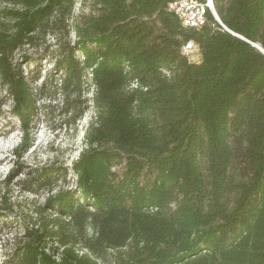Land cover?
<instances>
[{
    "label": "trees",
    "instance_id": "1",
    "mask_svg": "<svg viewBox=\"0 0 264 264\" xmlns=\"http://www.w3.org/2000/svg\"><path fill=\"white\" fill-rule=\"evenodd\" d=\"M6 1L21 9L2 12L0 89L22 128L43 87L12 55L47 34L58 77L43 93L53 85L72 117L92 112L72 187L53 165L21 181L50 194L9 264H264V0H212L220 23L207 11L197 29L171 0ZM82 1L90 11L73 15Z\"/></svg>",
    "mask_w": 264,
    "mask_h": 264
},
{
    "label": "rangeland",
    "instance_id": "2",
    "mask_svg": "<svg viewBox=\"0 0 264 264\" xmlns=\"http://www.w3.org/2000/svg\"><path fill=\"white\" fill-rule=\"evenodd\" d=\"M5 9H21V5L0 0V33H9L12 29V19L2 14ZM89 11V2L82 1L76 4L73 15ZM68 37L73 39L72 32ZM54 47L55 38L47 34L39 45H23L12 55L23 73L27 77L33 76L31 85L36 94L38 88L43 87L36 96L39 112L28 130L22 128L13 114L11 99L0 89V264H9L14 244L22 232L20 222L35 216L50 194L46 190L36 194L27 192L21 181L31 177L35 168L53 165L68 169L65 178L57 181V186L72 187L74 176L70 173V162L85 145L84 131L91 109L75 118L62 109V96L53 85L50 92L43 93L58 77V73L52 71L51 51ZM193 54L188 56L191 61L194 60Z\"/></svg>",
    "mask_w": 264,
    "mask_h": 264
},
{
    "label": "built area",
    "instance_id": "3",
    "mask_svg": "<svg viewBox=\"0 0 264 264\" xmlns=\"http://www.w3.org/2000/svg\"><path fill=\"white\" fill-rule=\"evenodd\" d=\"M167 11L177 17L180 25L184 28H200L207 21V11L215 16L212 0L200 2L197 0H171L167 3ZM194 43L186 42L182 51L187 56L194 52Z\"/></svg>",
    "mask_w": 264,
    "mask_h": 264
},
{
    "label": "water",
    "instance_id": "4",
    "mask_svg": "<svg viewBox=\"0 0 264 264\" xmlns=\"http://www.w3.org/2000/svg\"><path fill=\"white\" fill-rule=\"evenodd\" d=\"M212 6H213V3H212ZM213 8H214V6H213ZM214 11H215V10H214ZM215 18H216V20L220 23L219 17L217 16L216 12H215ZM233 34H234V33H233ZM234 35H236V36L242 38L241 36H239V35H237V34H234ZM252 45L255 46L257 49H259L260 51L263 52V49H262V47H261V45H260L259 43H253ZM263 53H264V52H263Z\"/></svg>",
    "mask_w": 264,
    "mask_h": 264
},
{
    "label": "crops",
    "instance_id": "5",
    "mask_svg": "<svg viewBox=\"0 0 264 264\" xmlns=\"http://www.w3.org/2000/svg\"><path fill=\"white\" fill-rule=\"evenodd\" d=\"M193 55H194V60H192V61L198 62L200 60V55L198 53V49L196 46L194 47V54Z\"/></svg>",
    "mask_w": 264,
    "mask_h": 264
}]
</instances>
